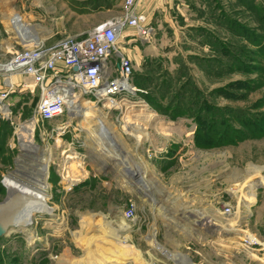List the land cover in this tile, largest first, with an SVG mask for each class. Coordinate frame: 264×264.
Masks as SVG:
<instances>
[{
    "label": "rangeland",
    "instance_id": "374dc122",
    "mask_svg": "<svg viewBox=\"0 0 264 264\" xmlns=\"http://www.w3.org/2000/svg\"><path fill=\"white\" fill-rule=\"evenodd\" d=\"M142 6L155 7L149 38L127 29L119 40L133 69L131 91L108 107L120 109L79 99L109 130L69 108L34 124L36 89L14 85L11 120L0 119V209L17 194L9 178L35 183L50 162L42 207L8 226L0 264H264V0ZM121 13L122 0H0V65ZM3 70L0 90L17 80ZM203 214L219 232L203 229ZM109 231L124 239L107 241Z\"/></svg>",
    "mask_w": 264,
    "mask_h": 264
},
{
    "label": "built area",
    "instance_id": "2783aa9c",
    "mask_svg": "<svg viewBox=\"0 0 264 264\" xmlns=\"http://www.w3.org/2000/svg\"><path fill=\"white\" fill-rule=\"evenodd\" d=\"M140 0H122L119 17L107 20L85 35L65 36L49 45L31 42L10 53L3 64L4 74L31 80L37 91L32 123L50 122L68 113L67 102L79 101L83 96L93 98V104L105 106L131 91L132 61L119 47V40L127 37L124 31L135 30L146 40L152 26L140 11ZM2 70V69H1ZM21 87H28L24 82ZM14 83L0 90V119L10 121L7 103ZM30 91H32L30 89ZM35 121V122H34Z\"/></svg>",
    "mask_w": 264,
    "mask_h": 264
},
{
    "label": "bare ground",
    "instance_id": "6f19581e",
    "mask_svg": "<svg viewBox=\"0 0 264 264\" xmlns=\"http://www.w3.org/2000/svg\"><path fill=\"white\" fill-rule=\"evenodd\" d=\"M23 35H25V34H23ZM1 69H5V67L3 65H0V70ZM70 103H72V101H68L67 102V110L69 108L73 116L80 117L81 115L84 114V115L88 116V118L91 117V118H93V120L95 119V121L93 123H95L97 126H99L100 129L105 130V131H107V130L110 129L109 126H108V124L105 121L104 122L101 121L102 118H101L100 112L97 111L94 108L93 109L89 108V107H91V104L90 103L85 102V101H76V103H74V105H72V104L70 105ZM96 118H99V119H96ZM25 128H26V126L25 127L24 126H21V133H22L23 136H21L22 142L21 141L20 142L22 143V147L24 149H34L32 147L33 146L32 143L29 142V138H30L31 134ZM160 136L162 138H164V139L170 137V135H168L166 133H161ZM19 138H20V136H19ZM31 139L33 140V137ZM106 150L107 149H105V151ZM118 152L119 153L116 156H118V159L119 160L122 161L124 159V157H127V155H125L124 157H121L125 153H123L121 151H118ZM120 154H121V156H120ZM48 160L40 161V165H39L40 167H39L38 171H40V173H43V176L42 175H39L40 178L39 179H35L34 180L35 183H32V184L21 183V184H19L18 182L15 181L14 178L12 179V182H13L12 185H15V189L17 190L16 197H15V199H11L12 200V204L11 203L10 204L8 203V205H4L0 209V215H2L4 217V220L6 221V224H9V227L15 225L16 223L25 224L23 222L24 221L23 219H24V215L26 214V212L28 210H30V209L35 208V207H42V202H41V199H40L41 197L40 196H43V195L46 194V186L44 185V183H45V179H46V175H47V173H46L47 163L50 162ZM126 165H127L126 171H129L132 175L135 174V173L141 172L140 171L141 170L140 167L137 166V165H135V164H133L128 159L126 161ZM143 179L144 178L142 177L141 180H143ZM146 182L149 185V182L147 180H146ZM146 182H143V184L139 182L138 184L139 185H142V187L144 189H146L145 190L146 192L147 191L150 192L152 186L149 188V186L146 184ZM17 183L20 185L19 187L16 186ZM156 193H157V190H156ZM12 196H14V195H12ZM252 199H254V198L252 197L251 200ZM7 206H9V207H7ZM201 216L203 217L201 219V222H202L201 226L203 227V229L206 232L214 233L215 231H217V232L220 231V230L215 229L217 226H215L214 222H212V221L209 220L210 217H206L205 215H201ZM218 235H219V233H218ZM105 239L107 241L108 240H116V241H118V240L120 241L121 240L122 241L124 239V237L120 236V234H118L117 232L109 231V234L107 232V234L105 235ZM99 249H100V247H98L96 251L98 252ZM108 254H110V253H108ZM88 256L89 255H87V257ZM93 256H95V253H93ZM108 256H110V255H108Z\"/></svg>",
    "mask_w": 264,
    "mask_h": 264
},
{
    "label": "crops",
    "instance_id": "0c3cea01",
    "mask_svg": "<svg viewBox=\"0 0 264 264\" xmlns=\"http://www.w3.org/2000/svg\"><path fill=\"white\" fill-rule=\"evenodd\" d=\"M155 8V7H154ZM153 7L152 8H150L149 10H147L146 8H144V6H142L141 8H140V11L142 12V13H144V15H146L147 16V20H148V22L151 24V19H152V15H153V13H154V11H155V9H154ZM148 11H149V14H148ZM151 26H152V24H151ZM90 31V30H89ZM14 78H16L17 80H15V82L16 83H14V85H16L17 87H20V83L22 82V79L21 78H19L18 76H14ZM23 81H25L26 82V80H23ZM190 175V174H189ZM187 176H188V174H187ZM12 179L13 178H9L8 179V184H9V188H10V186L12 187V184H13V182H12ZM14 186V185H13ZM252 198V197H251ZM203 215H205V214H203ZM206 217H208V215H205ZM209 220H210V218H209Z\"/></svg>",
    "mask_w": 264,
    "mask_h": 264
},
{
    "label": "water",
    "instance_id": "95a60500",
    "mask_svg": "<svg viewBox=\"0 0 264 264\" xmlns=\"http://www.w3.org/2000/svg\"><path fill=\"white\" fill-rule=\"evenodd\" d=\"M9 224H6L4 217L0 215V237L7 231Z\"/></svg>",
    "mask_w": 264,
    "mask_h": 264
},
{
    "label": "trees",
    "instance_id": "16d2710c",
    "mask_svg": "<svg viewBox=\"0 0 264 264\" xmlns=\"http://www.w3.org/2000/svg\"><path fill=\"white\" fill-rule=\"evenodd\" d=\"M33 101L36 103V101H37V98H36V97H34V98H33Z\"/></svg>",
    "mask_w": 264,
    "mask_h": 264
}]
</instances>
